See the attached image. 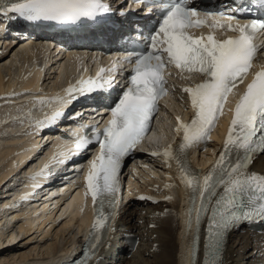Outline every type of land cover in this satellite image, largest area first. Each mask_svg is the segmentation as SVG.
I'll return each mask as SVG.
<instances>
[{
	"label": "snow or ice",
	"instance_id": "6c2138e0",
	"mask_svg": "<svg viewBox=\"0 0 264 264\" xmlns=\"http://www.w3.org/2000/svg\"><path fill=\"white\" fill-rule=\"evenodd\" d=\"M133 3L144 4L150 15H156L157 23L144 37L146 49L127 53L125 62L134 64V68L127 77V88L105 109L110 113L107 125L102 131L90 129L91 135L86 134L76 143L77 152L96 143L99 154L91 160L85 176V194L91 195L95 221L82 259L73 264H92L117 205L123 161L150 131L159 101L167 95L165 71L170 67L188 78L199 74L203 79L194 87L181 89L188 96L193 118L188 123L176 118V132L181 139L162 155L169 167L175 161L180 182L189 190L187 230L192 232L195 225L197 231L191 249L193 264H197L198 232L205 218L208 224L204 264H221V247L232 227L243 222H264V175L250 171L253 156L264 154V66L252 71L259 53L254 41L258 32L264 33V21L240 22L247 14L264 10V0H231L223 9L203 13L190 7L188 0H133ZM111 11L105 0H0V17L36 25H75L95 21ZM205 28L210 33L207 36L190 35L193 29ZM218 30L236 35L219 40L211 34ZM250 73L252 79L232 110L223 148L212 169L201 176L188 163V154L201 143H207L224 115L228 97L235 94L233 90ZM112 83V79L104 80L102 75L97 80H81L75 88L67 89V95L72 100L76 94L110 87ZM67 102L59 96L54 101H39L41 105L54 103L61 107ZM27 115L31 126L41 128L54 123L63 113L54 109L51 116L46 114L34 121L31 112ZM173 186L169 184L167 188ZM167 199L171 201L172 197Z\"/></svg>",
	"mask_w": 264,
	"mask_h": 264
},
{
	"label": "bare ground",
	"instance_id": "6f19581e",
	"mask_svg": "<svg viewBox=\"0 0 264 264\" xmlns=\"http://www.w3.org/2000/svg\"><path fill=\"white\" fill-rule=\"evenodd\" d=\"M14 48L15 46H12L10 49L13 50ZM49 49L45 46L41 47V49L29 46L18 52L15 50L8 64L3 65V63H0V171L7 170L2 174L0 173V184H3L2 188L8 187L10 184L14 186V192L10 193L14 195V199H18L17 205L19 206L17 208L20 210H24V208L19 201L26 197L27 193L30 194L36 187L39 189L41 181L45 178L44 170H42L43 175L41 176L39 174L42 171H38V167H33L30 170H25L24 168L22 174L16 172L32 156L34 150H38L41 145L40 142L36 141L33 151L32 145L30 146L29 154L21 150V147L30 142L34 134H36L34 127H30L28 131L23 128L25 122L29 121L27 114L31 112L32 119L38 116V113H46L47 109L43 108L44 106L39 101L47 96L50 98L54 94L51 93L53 89L57 85L67 83L70 79V73L78 69V64L70 67L68 64L65 66L60 63L56 75L51 73V68L43 72L47 66L48 61H44L49 56ZM40 50V54H44L45 57L43 65L39 68L40 74L37 78V83L21 88L16 83L25 75L32 64H38L37 52ZM79 56L81 54L76 55L74 57L75 60ZM41 82L42 84L40 85ZM51 83L56 86L48 88L47 86ZM179 107L181 106L178 105V109ZM159 125L162 128L161 134L163 136L166 127L165 121L161 122V124L159 123ZM150 138H155V136L152 135ZM160 139L162 140V137ZM64 141L67 142L69 140ZM18 149H20L22 154L13 155V152ZM7 160L9 162L13 161L10 162L8 169H4L7 166ZM38 162L42 163L43 158L39 157ZM250 171L264 175V155L253 162L250 166ZM152 174H155V172L152 171ZM30 177H35V179ZM6 179L8 181H5ZM16 185L21 186H19L20 190L15 187ZM43 190L45 191V189ZM39 192L40 190L36 192L37 195ZM52 192L55 191L53 190ZM4 194L6 193L1 194L0 192V197H3ZM29 199H23L26 204L25 210L15 214H13L10 206H7V203L4 205L0 203V264H55V254L60 250H65L80 233L79 230L73 232V229L77 227L73 224L77 219L75 213L68 216L64 224L54 230L52 234L46 231L43 225L47 220H40L41 215H38L39 207H37L36 203L29 202ZM4 200L6 198L1 201ZM41 202L40 208L48 204L49 201ZM166 208L163 207V204H160L155 206L147 205V207L136 209V205L133 204L126 215L121 216L120 219L123 226L129 228L136 226L141 229L142 235L139 248L131 257L124 258L121 264H177V262L189 264L188 250L184 249L182 244L185 240V232L184 230L178 231L177 210H179V207H176L177 209L173 208V210ZM143 210L146 213L141 215ZM21 215L26 216L28 220L18 223V217ZM143 217L144 222L141 225H136V221ZM151 225H154V227ZM17 229L18 231H16ZM1 237L10 240L5 241L6 243L4 244ZM51 237L53 239H49ZM252 240L256 242L255 245L251 244ZM263 244L264 240L261 236H254L240 229L232 232L223 247L221 264H263ZM30 246L31 248L28 250ZM52 255L53 259L50 261L45 260V257H51ZM99 264H112V261L104 257Z\"/></svg>",
	"mask_w": 264,
	"mask_h": 264
},
{
	"label": "rangeland",
	"instance_id": "374dc122",
	"mask_svg": "<svg viewBox=\"0 0 264 264\" xmlns=\"http://www.w3.org/2000/svg\"><path fill=\"white\" fill-rule=\"evenodd\" d=\"M51 86L53 87V86H56V85H53V83H51V84H49V86H47V87L49 88V87H51ZM165 125H166V122H165ZM22 239H23V238H22ZM22 239H20V240H22ZM20 244H23V243H20ZM20 244H19V245H20ZM30 248H31V246L29 247L28 250H30Z\"/></svg>",
	"mask_w": 264,
	"mask_h": 264
}]
</instances>
